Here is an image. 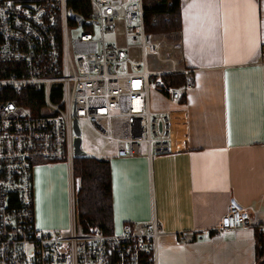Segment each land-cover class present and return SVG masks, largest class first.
<instances>
[{
    "label": "built area",
    "instance_id": "1",
    "mask_svg": "<svg viewBox=\"0 0 264 264\" xmlns=\"http://www.w3.org/2000/svg\"><path fill=\"white\" fill-rule=\"evenodd\" d=\"M146 4L0 0V264H158L162 228L155 219L143 227L126 221L112 233L80 227L73 175L75 120L113 142L118 157L172 149L170 110L154 108L151 93L179 101L195 77L172 56H161L160 39L145 29ZM118 25L121 41L108 40ZM152 55L170 66L151 67ZM178 73L187 76L180 87L163 77ZM34 86L45 94L38 114L19 99ZM59 161L71 171L72 219L69 229L48 231L35 220L33 170ZM227 210L214 230L250 225L239 203Z\"/></svg>",
    "mask_w": 264,
    "mask_h": 264
},
{
    "label": "crops",
    "instance_id": "2",
    "mask_svg": "<svg viewBox=\"0 0 264 264\" xmlns=\"http://www.w3.org/2000/svg\"><path fill=\"white\" fill-rule=\"evenodd\" d=\"M182 40L172 43L195 83L170 110L168 153L105 156L112 167L115 227L155 219L158 264H258L264 232V0H182ZM67 163L33 170L35 220L43 230L71 225ZM59 201L54 202V196ZM68 202L67 200L69 199ZM62 197V199H61ZM61 199V200H60ZM231 202L250 225L216 231Z\"/></svg>",
    "mask_w": 264,
    "mask_h": 264
},
{
    "label": "trees",
    "instance_id": "3",
    "mask_svg": "<svg viewBox=\"0 0 264 264\" xmlns=\"http://www.w3.org/2000/svg\"><path fill=\"white\" fill-rule=\"evenodd\" d=\"M145 29L156 37L165 36L171 43L182 40V0H145ZM167 82L177 87L187 82L184 73L163 75ZM52 95L60 98V84H55ZM25 106H32V112L38 114L44 102L43 89L34 86L19 96ZM22 99V100H21ZM30 102V103H29ZM36 103V104H35ZM73 175L79 179L76 192V217L80 227L90 230L95 227L104 233H112L115 228L114 197L112 185V167L108 158L86 153L74 157ZM257 263L264 264V232L256 228Z\"/></svg>",
    "mask_w": 264,
    "mask_h": 264
},
{
    "label": "rangeland",
    "instance_id": "4",
    "mask_svg": "<svg viewBox=\"0 0 264 264\" xmlns=\"http://www.w3.org/2000/svg\"><path fill=\"white\" fill-rule=\"evenodd\" d=\"M106 38L108 40H113L115 42L121 41L119 25L117 26L116 32L107 34ZM159 39L162 43L161 56L164 57V56L170 55L178 63V56L176 55V50L173 49V47H172V43L165 36H160ZM132 52L134 55H138L140 51H138V49H133ZM149 62L151 64V67L158 68V69H164V68H167L170 66L169 63L157 61L153 55L150 56ZM179 65H180V62H179ZM158 102H160V99L158 98V92L156 90H152L151 105H153L155 107ZM81 129H82L81 135H82V139H83V146L89 147V148H94L97 152L96 153L97 155L105 156L107 153L112 152L113 149H115V147H114L115 144L113 142H110V141L102 138L100 136V134L96 133L92 129V127L90 125H88L86 122H84V121L81 122ZM67 171H68V177H70L69 169H67ZM78 187H79V185H78ZM61 199H62V197H61ZM53 201L54 202L59 201L57 199L56 195L54 196ZM67 201L68 202L70 201V196H69V199Z\"/></svg>",
    "mask_w": 264,
    "mask_h": 264
},
{
    "label": "water",
    "instance_id": "5",
    "mask_svg": "<svg viewBox=\"0 0 264 264\" xmlns=\"http://www.w3.org/2000/svg\"><path fill=\"white\" fill-rule=\"evenodd\" d=\"M73 16H76L75 13H72ZM78 16V15H77ZM75 124V131H76V137H75V156H81L85 155L87 151L85 148H83V139L81 135V128L77 122V120L73 121Z\"/></svg>",
    "mask_w": 264,
    "mask_h": 264
}]
</instances>
